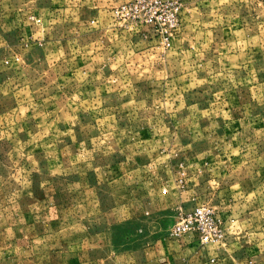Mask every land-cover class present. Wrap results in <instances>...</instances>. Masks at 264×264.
I'll use <instances>...</instances> for the list:
<instances>
[{
  "label": "rangeland",
  "instance_id": "374dc122",
  "mask_svg": "<svg viewBox=\"0 0 264 264\" xmlns=\"http://www.w3.org/2000/svg\"><path fill=\"white\" fill-rule=\"evenodd\" d=\"M124 1L83 0V24L46 40L0 34V224L18 196L27 221L55 188L73 209L95 175L178 170L223 221L243 222L232 259L213 245L210 263L264 264V0H178L170 34L114 17ZM12 248L0 238V264Z\"/></svg>",
  "mask_w": 264,
  "mask_h": 264
},
{
  "label": "crops",
  "instance_id": "0c3cea01",
  "mask_svg": "<svg viewBox=\"0 0 264 264\" xmlns=\"http://www.w3.org/2000/svg\"><path fill=\"white\" fill-rule=\"evenodd\" d=\"M82 4L83 0H0V34L33 32L32 37L45 39L54 29L67 32L62 26L66 20L79 19L83 24ZM42 19L44 25L40 26ZM83 29L79 25L75 33ZM10 45L0 38V53ZM182 176L178 170L128 171L110 176V181L102 184L103 178L95 175L92 185L83 187V197L77 199L73 209L62 189L55 188L48 198L36 200L42 202V208L27 221L19 218L18 196L13 200L10 225L1 221L0 238L4 241L10 236L12 264H211L217 252L213 245H200L191 235H169L173 221L166 218L174 210L188 211L206 202L196 196V175L190 172ZM117 178H121L119 187L115 185ZM117 188L124 192L117 193ZM252 222L245 221L247 226ZM224 223L229 241L218 249L224 255L222 263L232 259L234 253L224 249L235 250L237 242L232 240H237L244 228L241 221Z\"/></svg>",
  "mask_w": 264,
  "mask_h": 264
},
{
  "label": "built area",
  "instance_id": "2783aa9c",
  "mask_svg": "<svg viewBox=\"0 0 264 264\" xmlns=\"http://www.w3.org/2000/svg\"><path fill=\"white\" fill-rule=\"evenodd\" d=\"M180 7L178 0H126L114 9L113 16L159 27L170 34L178 27ZM169 235L172 238L191 235L200 245H220L227 240V228L212 206L200 203L187 212H178L169 227ZM214 260L211 258L210 262Z\"/></svg>",
  "mask_w": 264,
  "mask_h": 264
}]
</instances>
